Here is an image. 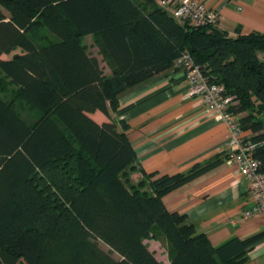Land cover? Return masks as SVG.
I'll return each mask as SVG.
<instances>
[{
    "label": "trees",
    "instance_id": "1",
    "mask_svg": "<svg viewBox=\"0 0 264 264\" xmlns=\"http://www.w3.org/2000/svg\"><path fill=\"white\" fill-rule=\"evenodd\" d=\"M34 28L54 41L36 45ZM235 34L178 22L156 0H0V81L15 89L0 95V264H161L146 240L167 246L168 264H248L264 232L214 247L162 202L221 159L134 183L128 126L109 118L121 94L189 53L233 98L246 138L263 143L264 174V33ZM96 111L109 120L95 122Z\"/></svg>",
    "mask_w": 264,
    "mask_h": 264
},
{
    "label": "crops",
    "instance_id": "2",
    "mask_svg": "<svg viewBox=\"0 0 264 264\" xmlns=\"http://www.w3.org/2000/svg\"><path fill=\"white\" fill-rule=\"evenodd\" d=\"M199 1L216 11V27L231 37H235L237 28L242 34L264 33V0ZM83 41L105 67L104 74L110 76L98 50L92 47L91 36ZM259 57L264 59V53ZM188 89L185 74L172 65L119 96L118 107L109 113V118L128 126L138 169L131 175L132 182L137 183L143 174H186L196 165L219 158L218 166L164 195L166 210L186 216L196 232L205 234L214 247L232 238L243 240L264 232V216L242 218L243 211L254 202L249 182L239 174L237 164L225 157L228 131L222 117L205 103L189 97ZM90 117L99 124L109 120L99 111ZM150 242H160L144 241L161 262ZM247 258L248 264H264V237ZM161 263L168 264V259Z\"/></svg>",
    "mask_w": 264,
    "mask_h": 264
},
{
    "label": "built area",
    "instance_id": "3",
    "mask_svg": "<svg viewBox=\"0 0 264 264\" xmlns=\"http://www.w3.org/2000/svg\"><path fill=\"white\" fill-rule=\"evenodd\" d=\"M159 8L166 11L178 22H188L197 27L216 26L218 15L199 0H156ZM173 67L181 70L188 82V96L205 103L219 114L228 131L224 144L226 158L235 162L239 174L250 184L253 206L242 213L243 219L264 216V174L259 171L260 163L256 151L262 142H252L246 138L238 124V116L229 112L233 98L225 94L222 85L210 83L195 64L189 53H182L173 62Z\"/></svg>",
    "mask_w": 264,
    "mask_h": 264
},
{
    "label": "rangeland",
    "instance_id": "4",
    "mask_svg": "<svg viewBox=\"0 0 264 264\" xmlns=\"http://www.w3.org/2000/svg\"><path fill=\"white\" fill-rule=\"evenodd\" d=\"M28 36L31 37L34 40L35 44L38 46L44 45L47 43H51L54 41V38L46 30L41 29V28L40 29H37V28L31 29L28 33ZM85 43L88 44L90 42H85ZM14 52H20V50H16ZM6 58H8V56H3V59H6ZM103 70H105V67L103 68ZM0 79H1V74H0ZM14 92H15L14 87L7 86L5 84L3 85V84H1V81H0V95L2 96V98L8 100L11 98V96ZM18 107H19L18 108L19 112L24 117L34 116V112L27 105L22 104V105H19ZM157 242H160L161 245L158 243L153 244L151 242L148 244L152 247V249L154 250L156 255L159 257L160 261L166 263L168 256H169L168 248L163 242H161V241H157ZM97 244L99 245L100 248H102V250H104L105 252H109L108 247L103 245L101 242H97ZM112 256L116 259L118 258V256L116 254H112Z\"/></svg>",
    "mask_w": 264,
    "mask_h": 264
}]
</instances>
